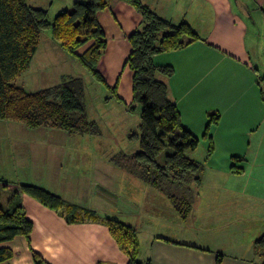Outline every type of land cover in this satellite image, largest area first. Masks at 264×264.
Returning a JSON list of instances; mask_svg holds the SVG:
<instances>
[{
  "label": "crops",
  "instance_id": "obj_1",
  "mask_svg": "<svg viewBox=\"0 0 264 264\" xmlns=\"http://www.w3.org/2000/svg\"><path fill=\"white\" fill-rule=\"evenodd\" d=\"M162 1L166 0L143 3L174 23L187 22L201 37L184 49L156 55L154 61L173 67V76L166 80L169 95L183 127L206 150L209 140L203 135L207 113L220 115L209 131L213 152L207 167L214 190L205 194L203 202L200 198L196 201L187 218L177 211H158L155 218L151 217L156 224L153 229L147 227L151 234L144 242L138 238V257L152 264H262L253 257L252 245L264 232V159H260L264 150V42L260 43V34L248 36V24H257L258 16L254 17L253 5L245 0H186L188 6L175 10L162 7ZM111 2L98 15L106 39L98 70L108 87L117 86L118 91L130 87L128 105L132 101V72L124 63L131 51L128 37L139 26L141 16L126 3ZM254 3L264 15V0ZM54 51L60 63L66 64L64 53L56 46ZM6 130L14 137L17 164L24 170L22 178L13 183H35L37 177L42 181L40 186L67 203L72 193L84 195L88 199L80 208L131 226L139 237L137 226L149 217L144 211H140L139 219L126 222L120 212L107 208L96 211L93 206L95 196L103 204L109 202L104 193L115 190L116 163L85 161L91 169L88 175L97 181L93 187L97 191L88 195L84 185L74 186L60 169L59 158L68 151L67 146H37L33 137L44 136L45 130L13 125ZM54 135L62 137L60 133ZM27 138L33 139L32 144L22 145ZM0 196L5 205L7 195L2 192ZM21 203L33 224L30 240L16 237L3 243L13 256L2 264H34L32 251L48 264H127V257L103 224H68L58 211L27 195L22 196Z\"/></svg>",
  "mask_w": 264,
  "mask_h": 264
},
{
  "label": "trees",
  "instance_id": "obj_2",
  "mask_svg": "<svg viewBox=\"0 0 264 264\" xmlns=\"http://www.w3.org/2000/svg\"><path fill=\"white\" fill-rule=\"evenodd\" d=\"M111 1L76 0L71 10L60 11L50 21L47 10L32 7L26 0H0V121L20 124L33 131H60L69 137L95 132V123L88 121L85 115L82 78L65 76L60 84L36 92L25 91L16 81L29 69L42 33L50 29L57 47L74 57L95 81L111 89L113 96L122 101L117 86L108 87L98 70L106 48L98 15L111 6ZM118 1L130 5L141 16L139 26L128 37L131 51L124 63L132 72L129 108L133 110L137 103L141 109L138 133H133L138 150L131 156L118 157L116 165L163 194L178 214L187 218L197 201L205 164L187 155L198 148L199 140L183 127L176 104L169 95L166 80L173 76V67L159 66L154 58L161 53L184 49L201 37L187 22L174 23L151 10L143 0ZM219 118L216 111L207 113L203 138L209 140L208 157L213 152L209 131ZM165 150L168 152L160 160ZM2 192L7 197L5 205L0 202V264L13 256L12 250L2 246L3 243L16 237L30 240L33 224L23 210V195L58 211L68 224H103L127 257V264H152L149 259H139L137 232L131 226L67 203L59 195L32 183L14 184L0 179V195ZM252 253L264 264V232L253 242ZM32 258L34 264H48L34 251Z\"/></svg>",
  "mask_w": 264,
  "mask_h": 264
},
{
  "label": "rangeland",
  "instance_id": "obj_3",
  "mask_svg": "<svg viewBox=\"0 0 264 264\" xmlns=\"http://www.w3.org/2000/svg\"><path fill=\"white\" fill-rule=\"evenodd\" d=\"M26 1L32 7L47 10L48 18L52 21L60 11L71 10L73 2L76 0ZM245 1L253 5L254 17L258 16L257 24L247 23L249 25H247L249 32L248 36L252 38L253 35L260 34L262 36L260 43L262 44V42H264V15L261 9L255 5V0ZM181 5L188 6V3L186 0H166L165 3L163 1L161 3L162 7L169 8V10L178 9V6ZM56 43L52 39L51 30H45L41 36L39 49L29 69L16 81V84L27 92H36L60 84L65 76L80 77L83 79L85 84V115L88 121L95 123V132L69 137L64 132L55 130H53L54 132H48V130H45L47 132H43L45 134L44 136L33 138L36 140L37 146H67L68 151L59 158V161L62 162L60 169L64 174V178L73 181L75 184L74 186L79 183L83 188L84 185L88 195H92L93 193L95 194L94 191H97V188H93L97 185V181L93 176L88 175L91 169L90 165L85 163V161L101 160L116 163L118 157L123 155L131 156L134 154L138 150V141L133 133H138L141 106L135 103L133 105L134 109L131 110L129 108L130 103L127 105V90L129 92L130 87H122L120 91L117 90V94H120L119 96L125 99L118 101L113 96L111 89L95 81L91 75L76 62L74 57L64 53L63 57L66 60V64L60 63L59 57H56L54 51L55 46L58 48ZM12 125L24 127L12 122L0 121V179L9 183L21 179L22 173L24 172L17 164V148L15 147L16 143L14 137L6 130V128L12 127ZM54 133H60L62 137H55ZM32 141V138H27L21 144L26 146L30 143L32 144ZM166 152H168V150H165L161 154L160 160H162ZM252 154L253 153H250V156ZM187 155L205 164L202 185L199 189L197 199L199 200L200 198L203 202L205 194L214 190L211 185V178L208 174L207 167L210 157L207 155L206 148L200 145L195 151L187 152ZM260 155V159L263 160V149ZM115 168V190L114 192L104 193L109 197V202L107 203L106 201L107 205L103 204L102 201L98 198L96 199L95 196L93 198L95 202L93 206L98 208L96 211H104L103 208H107V211H115V213L120 212L124 215L122 219L124 221L126 220V222H131L134 218L139 219L140 211H144L149 217L142 219L143 222L139 223L137 226L138 238L141 242H144L146 235L151 234L149 231H146L147 227L153 229L156 224V221L152 218H155L157 214H159L158 211L176 210L163 194L150 188L147 184L139 182L137 179L131 178L132 180H128L131 176L116 167V165ZM30 180L33 179L31 178ZM35 180L37 181H34L35 183L32 184L40 186L38 182L42 183V181H39L37 177ZM72 194V198L68 197L70 200L68 203L75 204L78 207L83 206L88 199L84 195L76 196V193ZM164 214H166V212Z\"/></svg>",
  "mask_w": 264,
  "mask_h": 264
}]
</instances>
